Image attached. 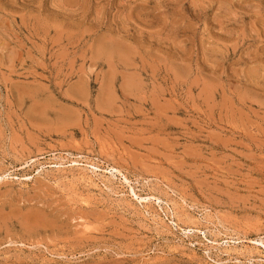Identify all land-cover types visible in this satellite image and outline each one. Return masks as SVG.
I'll list each match as a JSON object with an SVG mask.
<instances>
[{
	"label": "rangeland",
	"instance_id": "374dc122",
	"mask_svg": "<svg viewBox=\"0 0 264 264\" xmlns=\"http://www.w3.org/2000/svg\"><path fill=\"white\" fill-rule=\"evenodd\" d=\"M0 218V264H264V0H0Z\"/></svg>",
	"mask_w": 264,
	"mask_h": 264
},
{
	"label": "bare ground",
	"instance_id": "6f19581e",
	"mask_svg": "<svg viewBox=\"0 0 264 264\" xmlns=\"http://www.w3.org/2000/svg\"><path fill=\"white\" fill-rule=\"evenodd\" d=\"M74 163H76V162H74ZM89 180H91V179H89ZM29 217H30V216H29ZM33 218H34V217H33ZM38 218H39V217H38ZM0 219H2V218H0ZM35 219H36V217H35ZM40 224H41V223H40ZM40 224H39V225H40Z\"/></svg>",
	"mask_w": 264,
	"mask_h": 264
}]
</instances>
